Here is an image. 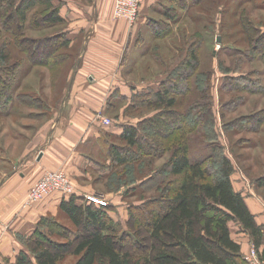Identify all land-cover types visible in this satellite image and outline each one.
<instances>
[{"label":"trees","instance_id":"16d2710c","mask_svg":"<svg viewBox=\"0 0 264 264\" xmlns=\"http://www.w3.org/2000/svg\"><path fill=\"white\" fill-rule=\"evenodd\" d=\"M169 1L177 5L170 6L165 0H158L153 8V11L163 15L152 23L151 31L155 37L168 35L179 8L190 7V3L186 4L188 0H181L184 5L177 0ZM199 2L195 0L194 4ZM3 5L10 9L3 18V30H9V34L15 36L18 31L25 33L27 27L41 30L55 26L60 28L66 23V18L61 15L62 3L56 4L54 0H0V7ZM37 7L38 10H35ZM68 33L61 28L50 37L36 39L46 42L54 36L62 39L53 51L43 50L44 56L38 63L48 68L67 64L71 56L61 49L72 45ZM28 40V43H33L34 38L29 37ZM11 43L17 45L19 51L27 52L26 63L21 59L15 64L10 63ZM199 45V42L190 44L180 66L166 74L158 88L150 84L142 90L132 87L127 107L151 109L148 114L135 121L119 123L117 130L110 127L111 119V123L100 130L101 153L110 158L106 165L100 167L102 176L106 173L110 175L119 166L127 168L122 173L141 166L140 174L147 171L149 174L139 182L140 185L155 186L159 195L154 199L164 200V206L149 207L144 213H135L132 208L130 226L133 233L121 234L119 225L109 213V202H79L77 199L82 196L71 195L61 201L60 208L72 225L49 215L43 216L32 234L21 236L25 246L16 260L6 264H251L242 251L241 243L232 234L231 222L238 223L242 230L250 234L257 249L264 240V230L249 208L244 190L236 188L233 177L236 166L219 139L213 120V101L202 97L182 107L184 96L201 85V81L198 84L189 82L190 75L200 63ZM31 48L33 46L23 39L18 42L9 38V42L3 40L0 44V62L6 63L1 65L9 68L4 70L7 77L9 74V81H6L7 77H0V107L9 105V113L19 103L36 105L42 115H45V106L48 107L35 94L17 92L22 84L19 82L22 73L38 60L34 51L30 53ZM22 66L24 70H19ZM176 88L180 92L174 91ZM115 95L121 98L120 94ZM116 105L114 103L108 108ZM196 105H199L197 109L204 111L196 112ZM169 112H174L177 118L167 116ZM193 113V125L186 127V121L192 118L190 115ZM207 114L210 116L207 122L212 123L205 125L204 116ZM262 121L257 119V124ZM148 126L156 132L154 141ZM195 128L203 134H207L206 129H212L213 134L203 144L209 150L197 155L191 153ZM112 138L119 139L122 144L115 143ZM166 154L165 162L154 167L156 159H162ZM145 168L148 169L145 171ZM243 179H247V174ZM251 181L255 187H264V173L251 178ZM263 254L260 257L264 261ZM69 256L75 257V260L66 262Z\"/></svg>","mask_w":264,"mask_h":264},{"label":"rangeland","instance_id":"374dc122","mask_svg":"<svg viewBox=\"0 0 264 264\" xmlns=\"http://www.w3.org/2000/svg\"><path fill=\"white\" fill-rule=\"evenodd\" d=\"M54 1L56 4L62 3L61 9H64L61 15L66 18V23L62 27L55 26L41 30L27 27L25 28V33L22 34V32L19 33L18 31L16 36L12 33L9 34V30H3V18L9 13L10 9L7 5L0 7V44H2L3 40L9 42V38H12V40L15 38L18 42L23 39L31 47L33 46L30 53L33 54L34 51L35 57L38 58L37 63L28 67V71L25 72L24 66L19 69L24 70L25 74H23L24 72L22 73L21 81H19L22 84L19 90L17 89V92L35 94L45 104H48V107L46 108L45 106L44 108L45 115H42L34 104L19 103L11 108L10 113L9 105L0 107L1 168L9 167V159L6 160L4 158V156L9 158V150L15 151L14 156L17 157L16 148H21L23 143L30 142L41 135L44 132L43 129L47 127L49 129L51 125L50 119L54 120L60 117L65 120V117H70L71 109L68 105L70 89L68 84L70 78H72L71 84L74 81L75 72L73 70L78 66V62L76 63L77 56L83 48L81 45L83 39L81 38L86 34V31H83L78 43L75 42L73 45H69L71 48L61 49L64 52H68L71 56V59L68 58L67 64H62V67L48 68V66L38 63L44 56L43 50L53 51L56 47L55 45L60 44L62 39L58 38V36L52 37L47 42L36 41V39L48 35L50 37L61 28L69 31L71 23L69 17L73 15L70 12L71 9H69V2L82 6L85 10L87 9L88 15L92 17L90 19H93L96 14L92 8L94 0ZM177 1H179L180 5H184L181 0ZM194 1H187L186 4L190 3L188 9L179 8L176 19L172 20V30L168 35L155 37L151 31V27L154 26L152 23L161 19L163 15L160 12L153 11V8L158 4V0H144L140 8L139 17L134 25L136 26L139 21H145L144 23L148 26L143 29L140 36L138 35V40L136 41L135 39L134 43L136 45L140 41H144V44H147L148 47L141 43L138 47L134 46V54L129 56L131 60H128L123 68L117 70L121 76L116 79L117 81L121 80L123 84L126 81L130 90L133 89V86L142 90L148 84L158 88L161 80L167 76L166 74L180 66L190 44L199 42L200 63L198 69L192 76L190 75L189 82L193 84V82L201 81V85L191 89L184 96V106L182 107L202 97H205L204 100L209 102L213 101L215 127L220 141L225 146L224 150L232 158L236 166L235 176H242L243 178L247 174L249 183L253 184L251 178H256L264 173V0H199L198 4H194ZM165 2L170 6H172L171 4L177 5L176 2L172 3L169 0H165ZM114 4L115 0H101L100 5L111 7V16L107 18L109 21L119 20L113 17ZM63 6L64 8H62ZM38 7L35 10H38ZM123 20L126 22V26L131 28L129 22L126 19ZM15 21L17 22L18 20ZM87 32L89 33L90 31L88 30ZM69 34L70 31L68 36ZM29 37L34 38L33 43H28ZM16 46L12 43L10 45L12 48L10 63L15 64L20 59L21 62L26 63L25 56L27 52L19 51V47ZM48 46L50 47L49 49L47 48ZM140 46L148 49H141ZM1 64L5 65L6 63L0 62V77L6 78L7 73L4 70L8 67H3ZM87 80L90 81L88 77ZM6 81H9V74ZM92 81L96 82L97 80L93 78ZM0 86H2V80ZM245 87L253 92L245 89ZM109 89L112 91L113 86L111 85ZM174 91L180 92V89L176 88ZM127 106L128 103L126 101L120 100L116 106L111 107L112 109L109 108L105 111V108H100L99 112H97L110 117L112 119L110 127L117 130L119 123L127 120H138L151 110H135L129 109ZM198 106L194 107L195 111L203 112L204 110L197 109ZM194 115L193 113L190 115L192 118L187 119L186 127L193 125ZM167 116L177 118L174 112H169ZM209 118V114L204 116L205 125L212 123L207 122ZM260 118L263 121L258 125L257 119ZM55 122L59 123V119ZM147 130H150L149 133L154 141L156 132L154 133L149 126ZM210 130L212 129H206L207 134H203L197 128L194 129V133H192L194 138L191 144L192 154L195 153L197 155L209 150L208 147L204 148L203 144L206 139L212 137L211 135L213 134ZM47 132L45 133L47 134ZM204 135L206 136L205 138ZM111 140L117 144H122L119 139L112 138ZM41 146L31 149V153L35 152V155H32L35 156V159L37 157V160H40L44 154V152H38L40 148L43 150ZM99 148L101 149V146ZM6 151H8V154L5 153ZM167 156L166 154L162 159H156L154 167L162 165ZM96 158L97 168L81 169V173L74 175L60 166V168L45 170L36 182L45 175L57 171L60 172L63 180L67 179L71 184L70 189H55L35 200L30 196L32 188L36 184L35 182L28 189L26 203L32 204L42 201L47 196L58 193H62V200L68 199L74 194L82 196V198L77 199L79 202L91 200V196H96L105 202H109V213L116 224L119 225L118 228L121 230V234L132 232V227L130 226L132 208H134L133 211L135 213L139 211L144 213L149 207L161 208L164 206V200L154 199L159 195L155 186L149 187V184L140 185L139 183L145 179L149 171L146 174H140L139 169H141V166L139 169L136 166L135 169L122 173L127 168L119 166L114 168L110 175L106 173L102 176L100 167L103 164L106 165L110 158L102 153ZM23 161L24 158L17 160V167ZM147 169L145 168V171ZM236 180L238 181V178ZM150 181L149 183L152 184ZM133 186H136L134 187L135 189ZM254 191L264 198V187H255ZM48 215L72 225L61 208H58L54 213L49 212ZM234 224V222H231L232 228H235ZM74 260L75 257L69 256L66 262Z\"/></svg>","mask_w":264,"mask_h":264},{"label":"crops","instance_id":"0c3cea01","mask_svg":"<svg viewBox=\"0 0 264 264\" xmlns=\"http://www.w3.org/2000/svg\"><path fill=\"white\" fill-rule=\"evenodd\" d=\"M100 4L101 0H94L92 8L96 15L90 19L92 17L88 15L87 9L69 2L70 12L73 13L69 17L71 44L78 43L83 31H86L81 38L83 48L77 56L74 81L69 88L70 117H65V120L60 117L50 119L49 129L44 127L41 135L23 143L19 150L16 148L17 157L14 156L15 151L11 150L9 158L4 156L6 160L9 159V169L0 167V264L14 262L25 246L21 236L32 234L43 216L60 208L62 193L27 204L26 196L30 186L48 169L62 167L74 175L81 173V169L97 168L96 156L101 153L100 130L106 128L98 117L99 109L105 108L106 111L109 105L120 100L130 102L133 91L126 81L124 84L121 80L117 81L116 78L121 76L117 70L131 60L129 56L134 54V46L145 43L140 41L135 45L134 41L138 40V35L148 25L145 21H139L136 26L129 28L123 19L109 21L107 18L111 16V7ZM61 10L64 12V9ZM147 47L140 46L141 49ZM93 78L97 81H92ZM111 85L112 91L109 89ZM115 94H120L121 98ZM58 119L59 123L55 122ZM38 146L43 149L40 148L38 152H44L40 160L32 155L35 152L31 153V149ZM5 153L8 154V151ZM20 158H24V161L17 167L16 161ZM235 175L236 188L245 190L247 204L264 230V198L254 191L255 186L248 179ZM234 225L235 228L231 225L232 234L241 243L246 256L255 245L248 232L242 230L238 223ZM263 250L264 240L257 249L259 255L264 253Z\"/></svg>","mask_w":264,"mask_h":264},{"label":"built area","instance_id":"2783aa9c","mask_svg":"<svg viewBox=\"0 0 264 264\" xmlns=\"http://www.w3.org/2000/svg\"><path fill=\"white\" fill-rule=\"evenodd\" d=\"M143 2L144 0H115L113 17L115 19H126L132 27L139 17L140 8ZM98 117L105 125H109L111 123V118L108 116H104L103 114L99 113ZM70 185L71 184L67 179H62L60 172L55 171L39 179L33 186L30 196L33 199L38 200L44 194L55 189L69 190ZM90 198L91 200L105 203V201L99 197L91 196ZM246 258L251 264H264V261L261 259L256 247L251 249L250 253L246 255Z\"/></svg>","mask_w":264,"mask_h":264}]
</instances>
